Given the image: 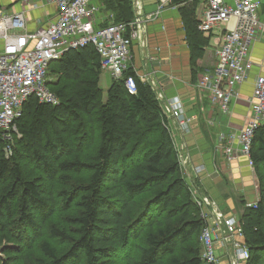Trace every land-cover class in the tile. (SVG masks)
I'll return each instance as SVG.
<instances>
[{
    "label": "trees",
    "instance_id": "obj_1",
    "mask_svg": "<svg viewBox=\"0 0 264 264\" xmlns=\"http://www.w3.org/2000/svg\"><path fill=\"white\" fill-rule=\"evenodd\" d=\"M172 3L181 8L197 82L212 38L199 29L198 0ZM105 4L117 23L134 20L131 0ZM51 69L56 80L47 86L59 103L33 96L16 120L20 137L7 141L0 131V243L19 245L17 252L38 250L26 264H102L130 242L138 254L127 264H206L201 237L209 225L184 176L157 91L129 68L122 79L113 78L105 97L93 45L70 50ZM131 76L136 94L125 85ZM76 139L88 148L75 149ZM251 157L261 196L241 222L247 264H264V124L255 131ZM58 182L68 188L57 189ZM59 199L72 210L65 218L70 228L54 222ZM0 264L14 259L0 258Z\"/></svg>",
    "mask_w": 264,
    "mask_h": 264
},
{
    "label": "built area",
    "instance_id": "obj_2",
    "mask_svg": "<svg viewBox=\"0 0 264 264\" xmlns=\"http://www.w3.org/2000/svg\"><path fill=\"white\" fill-rule=\"evenodd\" d=\"M168 1L162 0L161 8ZM198 1L201 8L199 29L211 36L217 64L213 72L199 77L197 87L210 98L214 106L229 114L233 102L241 98L240 88L251 77L254 68L252 48L263 38L262 3L260 0ZM49 2L57 7L56 20L47 26L40 21V27L33 31L28 29L26 12H9L0 8V131L7 141H12L14 134L20 137L16 120L22 115V107L28 99L35 96L40 103H59L57 95L47 86L52 63L70 50L93 45L101 58L103 71L109 72L114 79H122L130 68L132 46L142 40L145 31L139 18L96 27L99 9L91 6V0ZM148 18L150 20L152 16ZM150 84L163 103L169 132L173 137L177 132H188L193 119L185 116L181 101L174 99L166 103L156 83ZM125 85L131 94L137 93L134 77H128ZM252 87V94L246 99L250 114L245 124L237 133L231 136L222 134L219 137L222 142L230 141L223 150L226 163L246 157L248 166L255 171L251 150L255 131L264 124V72L257 75ZM175 147L180 153L182 167L188 165L189 157L183 154L184 146L175 143ZM7 152L11 154L9 148ZM197 203L202 209V217L208 223L210 218L207 208L212 207V202L207 197H201ZM213 216L220 230H226L237 238L244 237L239 217L224 218L215 210ZM215 239L214 230L207 226L201 237L206 264H218ZM234 247L230 264H242L250 259L245 244L235 241Z\"/></svg>",
    "mask_w": 264,
    "mask_h": 264
},
{
    "label": "crops",
    "instance_id": "obj_3",
    "mask_svg": "<svg viewBox=\"0 0 264 264\" xmlns=\"http://www.w3.org/2000/svg\"><path fill=\"white\" fill-rule=\"evenodd\" d=\"M49 1L5 0L0 2V5L11 6L12 10L9 9V12H26L28 29L33 31L40 27V21L47 26L56 20L57 7ZM105 1L91 0V6L94 5L99 9L95 21V26L98 28L117 23L115 10L108 7ZM260 1L261 20L264 23V0ZM131 2L134 19H141L145 31L142 40L132 46L129 66L142 80L155 82L157 90L163 95L166 103L174 99L180 100L185 116L193 119L188 132L174 134L175 143L184 146L183 154L189 157L188 165L184 166L187 182L191 184V188L199 191L202 197H207L212 202V207L207 208L210 218L208 225L214 230L218 264H230L234 254V241L244 243L245 238L237 239L232 235V244L230 234L226 230L223 232V229L220 230L216 225L213 211L218 210L224 217H241L240 212L236 211L235 195L240 196L244 193L245 197L251 196L253 187L249 182L252 180L245 179L244 174L247 170H254L248 166L246 157H239L231 163L223 162L226 140L222 142L219 136L222 134L231 136L237 133L249 117L250 110L246 99L252 94L255 78L264 72V33L261 35L263 38L252 48L254 68L251 77L248 83L240 88L241 98L233 102L232 110L226 116L218 112L206 94L199 91L197 82L202 73L198 76L197 82L194 81L191 50L181 8L175 6L172 0L162 8V0H131ZM159 8H161L160 12H158ZM200 9L198 5V17ZM148 16H152V19L149 20ZM208 48L200 62V67L204 70L203 74L213 72L217 64L215 47L212 51ZM107 74L113 82L112 75L109 72ZM104 77H101L102 82ZM221 115L228 118L225 131L218 122ZM212 139L214 144L211 143ZM229 142L228 140V144ZM209 184L213 187L208 193L206 186Z\"/></svg>",
    "mask_w": 264,
    "mask_h": 264
},
{
    "label": "rangeland",
    "instance_id": "obj_4",
    "mask_svg": "<svg viewBox=\"0 0 264 264\" xmlns=\"http://www.w3.org/2000/svg\"><path fill=\"white\" fill-rule=\"evenodd\" d=\"M4 1L5 0H0L1 3L4 2ZM6 7H7L6 5L5 6L0 5V8H6ZM11 8L12 7L10 6V7H7L5 10H9L10 9V11H11L12 10ZM212 46L214 47V42H212L211 46L208 48L209 51L214 50ZM203 72H204V70L201 67L200 74L201 73L203 74ZM102 76L103 77L105 76V77H104L103 82L101 81V87L104 90V92H105L104 95L106 97L107 90L112 85V82H111L110 76L107 74V71H103L101 77ZM48 80H50L51 82L56 80V76L54 75V71L52 69L50 71H48ZM208 100L213 105V103H212V101L210 100L209 97H208ZM216 108H217L218 112H220L221 114L227 116V114H225L220 109V107L216 106ZM223 115L219 116L218 122H219V124L221 126V129L223 131H225V130H227L228 118L226 116H223ZM212 132H214V131L212 130ZM210 135L215 137L211 133H210ZM84 137H86V136H84ZM215 139H216V137H215ZM211 143L214 144V140L213 139H212ZM80 144H81L82 148H88V145L85 142L81 143L79 140H77L76 141V145H75V149L80 148ZM227 146H228V140L225 141L224 148H226ZM86 151H88V149ZM180 158H181V156H180ZM224 161L226 162L225 155H224L223 162ZM183 171H184V166H183ZM184 176H187V175H185V171H184ZM244 176H245V179L252 180V181L249 182V184L253 187V190H252V193H251L250 197L249 196L245 197L243 195L244 193L241 194L240 196L235 195L236 196V205H237L236 211L240 212V214H241V217H239L240 221H241L242 217L249 212V209L255 208V205H257V203H259L260 196H261V181H260V179L258 177L257 170H255V171L247 170L246 173L244 174ZM74 178L76 180H82L85 177L84 176H75ZM263 186H264V180H263ZM212 187H213L212 184H209L208 186H206V190L208 191V193H209V189H211ZM64 188H68V186L67 185H63V184H61L59 182L57 183V189H64ZM192 193H193V196L196 199V201H197V199H200L202 197V195H200V192L195 190V189H193V188H192ZM59 202H60L59 211H58V213H57V215H56V217L54 219V222H57L58 224L66 227V228H70L69 225H68L69 224L68 221H66V219H67L66 217L70 214V212H72V210H67V209L63 208L60 199H59ZM234 212H235V210L233 211V213ZM218 213H219V211H218ZM150 216H154V213L149 215V217ZM236 217H238V216H236ZM151 218L152 217H150L148 220L152 221ZM224 218H231V217H224ZM241 225H242V222H241ZM24 232L26 233V237L28 238V240H30V237H29L30 234L28 232H26V231H24ZM9 236H11V234ZM43 236L44 237H48L47 228H45L43 230ZM22 238H24V236ZM243 238H245V236ZM235 241H237V240H235ZM245 241H246V238H245ZM238 242L242 243L241 241H238ZM140 243L142 244L143 242H141V240H140ZM242 244L246 245V242H244ZM21 246L25 247V245H21ZM58 246H59V244H58ZM135 246H136V242H130L129 244H127V245H125L123 247L114 248V252L112 253V255L109 258H105V260L103 261L102 264H127L126 258H128V257L131 258V256H135L136 257L137 254H138V249L135 248ZM65 247L66 246H64V245H62V246L60 245L59 246L60 249H64ZM19 249H20L19 245L16 246L15 244H11L8 241L7 242L4 241V242H2V244L0 246V258L5 260L8 256H10V257H12L14 259V264H26L29 260L35 259L37 256L40 255L39 251L34 249V248L31 249V250L23 249L21 252H17ZM245 263L247 264V262H245Z\"/></svg>",
    "mask_w": 264,
    "mask_h": 264
},
{
    "label": "bare ground",
    "instance_id": "obj_5",
    "mask_svg": "<svg viewBox=\"0 0 264 264\" xmlns=\"http://www.w3.org/2000/svg\"><path fill=\"white\" fill-rule=\"evenodd\" d=\"M217 212H218V210H216ZM229 233V232H228ZM230 234V233H229ZM230 239H231V241H232V244H233V238H232V234H230ZM234 236V235H233ZM235 242V241H234ZM234 249H235V247H234Z\"/></svg>",
    "mask_w": 264,
    "mask_h": 264
}]
</instances>
